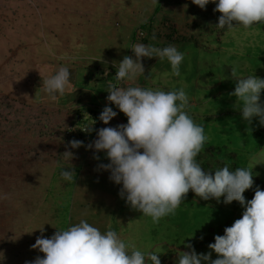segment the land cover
Wrapping results in <instances>:
<instances>
[{
  "label": "rangeland",
  "instance_id": "rangeland-1",
  "mask_svg": "<svg viewBox=\"0 0 264 264\" xmlns=\"http://www.w3.org/2000/svg\"><path fill=\"white\" fill-rule=\"evenodd\" d=\"M215 7L201 10L191 0H0V264L42 258L32 248L37 237L80 220L102 233L115 230L135 250H163L161 264H175L188 245L208 254L215 236L242 218L238 202L205 201L189 191L174 214L153 223L126 204L122 185L99 167L109 163L105 153L86 150L97 130L127 123L107 101L110 86L183 89L185 111L207 137L196 158L202 169L245 167L264 183V126L259 118L244 121L230 95L239 78L264 79V23L220 29ZM169 28L186 40L169 41ZM134 44L175 46L184 55L180 75L167 59L143 58L144 74L118 82L114 63L134 58ZM61 66L71 86L52 100L42 82ZM105 106L117 112L108 125L99 120ZM72 140L84 146L71 149ZM65 151L75 157L74 184L60 177L61 167L71 166L58 164ZM196 241L204 248H193Z\"/></svg>",
  "mask_w": 264,
  "mask_h": 264
},
{
  "label": "clouds",
  "instance_id": "clouds-1",
  "mask_svg": "<svg viewBox=\"0 0 264 264\" xmlns=\"http://www.w3.org/2000/svg\"><path fill=\"white\" fill-rule=\"evenodd\" d=\"M191 3L201 10L209 3L215 4L214 11L221 14L216 27L227 31L264 23V0H191ZM131 52L134 58L124 56L121 62L114 63L118 65L115 75L118 82L144 74L143 58L167 59L172 74L180 75L184 55L173 45L161 49L134 44ZM70 86L66 66L42 82L52 100ZM262 91L264 79L254 74L237 79L230 94L236 99L242 119L249 124L253 118H259L264 126ZM108 93L107 101L127 117V123L97 130L96 140L86 150L105 153L109 163L99 167L111 173L112 182L122 185L120 195L126 198V204L150 217L153 223L174 214L189 191L205 201L219 202L221 197L226 205L236 201L244 209L242 218L226 227L224 235L215 236V242L208 245L211 250L208 254L198 255L188 245L191 250L178 252L175 264H264V190L257 186L253 198L245 200L243 194L248 197L247 192L254 185L253 169L232 170L227 164L214 172L202 169L196 158L207 137L203 127L185 111L188 106L185 91L112 85ZM116 116V111L105 106L99 120L108 125ZM82 146L79 140L69 142L71 149ZM60 158L58 164L70 163L75 157L71 151H65ZM70 165L61 167L60 177L74 184L76 174ZM32 248L44 255L30 264H161L159 256L163 254V250L160 253L135 250L115 230L102 233L85 220L57 229L50 238L37 237ZM212 252L218 258L211 259Z\"/></svg>",
  "mask_w": 264,
  "mask_h": 264
},
{
  "label": "trees",
  "instance_id": "trees-1",
  "mask_svg": "<svg viewBox=\"0 0 264 264\" xmlns=\"http://www.w3.org/2000/svg\"><path fill=\"white\" fill-rule=\"evenodd\" d=\"M170 32H168L166 34V38L169 40V41H180L181 39L183 40H186V38H183L181 35H178V34H175L174 31L171 30V28H169ZM97 116L94 115V118H96ZM259 187L261 190H264V184L260 181H258V179L254 178V185H253V188L252 189H249L247 192V195L250 199L253 198V191L255 193V189L256 187ZM212 242V240H210ZM204 245V242L203 241H196L195 243L192 244V247L193 248H198V249H201V248H204L202 247Z\"/></svg>",
  "mask_w": 264,
  "mask_h": 264
}]
</instances>
